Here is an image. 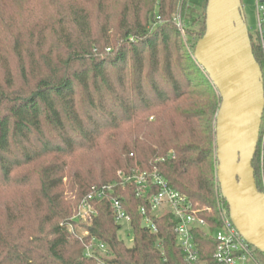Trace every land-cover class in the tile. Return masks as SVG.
<instances>
[{
	"label": "trees",
	"instance_id": "trees-1",
	"mask_svg": "<svg viewBox=\"0 0 264 264\" xmlns=\"http://www.w3.org/2000/svg\"><path fill=\"white\" fill-rule=\"evenodd\" d=\"M207 1L0 0V264H99L86 256L90 237L70 225L105 243L109 264H187L174 217L154 218L159 233L149 232L140 215L147 204L132 186L117 190L132 219L131 247L109 200L94 203L91 225L73 220L93 187L136 165L156 166L171 188L212 210L202 214L211 234H194L212 263L218 196L229 211L217 180L221 98L173 19L181 14L195 48ZM252 167L264 192L262 136Z\"/></svg>",
	"mask_w": 264,
	"mask_h": 264
},
{
	"label": "water",
	"instance_id": "water-1",
	"mask_svg": "<svg viewBox=\"0 0 264 264\" xmlns=\"http://www.w3.org/2000/svg\"><path fill=\"white\" fill-rule=\"evenodd\" d=\"M194 57L221 98L216 116L217 180L241 236L264 255V192L252 167L261 133L264 80L242 0H208Z\"/></svg>",
	"mask_w": 264,
	"mask_h": 264
},
{
	"label": "built area",
	"instance_id": "built-area-1",
	"mask_svg": "<svg viewBox=\"0 0 264 264\" xmlns=\"http://www.w3.org/2000/svg\"><path fill=\"white\" fill-rule=\"evenodd\" d=\"M256 4L259 38L264 57V0H256ZM262 72L264 80V68ZM260 136L264 141V111ZM128 186L134 187L136 198L145 201L147 204L140 208V215L143 219V227L148 229L149 232L159 233L154 218L164 215L174 217V233L187 264H264L257 255L256 249L241 236L235 227L229 211L221 203L219 196L220 226L212 233V237L216 242V248L212 256L213 261L210 263L203 260L194 234L199 230L211 234V223L202 214L204 212L211 214L212 210L197 208L187 196L171 188L156 166L150 169H142L136 165L128 171L120 170L117 172V179L113 183L93 187L89 195L83 199L73 220L77 223L91 225L98 216V210L94 203L109 200L115 223L121 228L128 227L130 235L133 237L131 216L126 211L120 197L117 196L118 189H126ZM80 228L83 229V232L75 230L74 226L70 225L69 231L80 239L90 237L85 245L86 256L96 259L99 264H109L106 259H110L111 256L106 244L91 236L88 228L84 226H80Z\"/></svg>",
	"mask_w": 264,
	"mask_h": 264
},
{
	"label": "rangeland",
	"instance_id": "rangeland-1",
	"mask_svg": "<svg viewBox=\"0 0 264 264\" xmlns=\"http://www.w3.org/2000/svg\"><path fill=\"white\" fill-rule=\"evenodd\" d=\"M204 3H205V0H191V5L194 7H197V5H204ZM242 7H243V13L245 16V20H246V25H247L248 31L252 37V41H253L254 48H255V51L257 53L258 59H260L261 61H264L262 47L259 48V44L261 46V42H260V38H259V27H258L256 0H242ZM200 9H201V11L203 10L202 8H200ZM117 15H119V14H117ZM115 16H116V13H114L112 15V17H115ZM50 17L51 18L53 17L52 12H49L45 16V19L50 20ZM38 19H40V18H35L34 21H36ZM173 19H174V23L177 25V29H178L180 36H181L180 41L183 42L184 47L187 50V52H189V54L194 55L195 48L192 46H193V43L195 42V40H193V42L187 41L188 34H187V32L184 31L183 25L181 23V14L180 13L174 14ZM34 21L32 22V20H31L30 22L34 23ZM28 23H29V21H28ZM101 23L102 22H99V24H101ZM201 23L202 22H198L196 25H194L193 31H192L193 36H197L198 32L201 30ZM195 47H196V45H195ZM157 161L159 162V158L156 159V162ZM200 209L203 210L202 208H200ZM128 229H129L128 227H123L119 233V237L121 240H123L125 242V244L128 247H131L133 245V241H132L133 237H132V235H130V232ZM78 230L80 232H83V229L81 230L80 227L78 228ZM260 259L263 262V258L260 257Z\"/></svg>",
	"mask_w": 264,
	"mask_h": 264
}]
</instances>
